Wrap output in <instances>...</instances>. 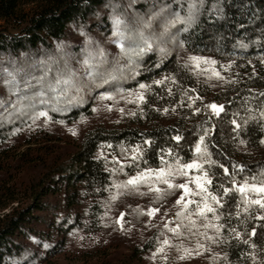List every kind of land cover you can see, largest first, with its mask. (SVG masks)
Returning <instances> with one entry per match:
<instances>
[{
    "label": "trees",
    "instance_id": "1",
    "mask_svg": "<svg viewBox=\"0 0 264 264\" xmlns=\"http://www.w3.org/2000/svg\"><path fill=\"white\" fill-rule=\"evenodd\" d=\"M107 2L0 0V21L3 23L0 25V67L11 68L14 61L16 67L27 68L52 57L49 61L52 75L57 69L66 72L67 63L82 76L83 69L78 61L82 59L81 50L88 38L95 42L93 47L98 45L106 51L110 62L119 58L120 50L113 52L108 44L112 41V32L108 19L110 9L104 7ZM120 2L127 5L129 0ZM153 2L139 0L134 8L144 13ZM156 2L171 4L173 10L179 8L175 0ZM184 7H187L186 2ZM132 12L133 9H128L129 16ZM162 22L163 17L153 23L156 32L160 31ZM150 34L145 30L146 36ZM172 34L176 36L175 41L166 37L158 45L166 48L169 54L162 57L158 51L147 52L134 79L126 67L128 79L102 87L85 81L83 103L66 111L49 112L50 121L72 124L94 115L102 92L116 93L119 88V94L115 95L119 96L134 91L141 83L150 86L141 111L125 116L124 122L118 125L97 122L72 150L50 143L31 147V139L24 144L28 148H19L22 144L17 143L24 131L36 127L44 117L33 123L27 116L13 113L12 102L16 96L9 94L0 77V100L4 101L0 106V264H46L52 258L77 260L90 254V248L76 250L74 241L81 235L86 238L102 229L105 205L118 191L112 187L113 182L127 180L146 168L164 167L161 157L174 162L178 156L182 162H190L197 155L195 145L205 134V129L208 134L204 144L211 153L210 159L216 161L211 167L208 163L203 165L213 174L210 191L216 192L221 183L232 187L233 165L244 168L243 172L236 169L238 183L264 168V143H261L264 119L260 117V111L264 109V96L260 95L264 93V0H204L197 23L187 32L177 34L173 29ZM180 41L185 42L183 46ZM241 42L247 47H240ZM57 45H62V49L58 50ZM187 53L215 56L219 61L231 63L232 71L221 72L217 77L190 62L185 68ZM120 63L126 62L121 59ZM39 74L37 67L34 75ZM167 76L173 79L165 80L161 85L153 83ZM213 103L224 106L220 116L206 107ZM9 113H13L10 122ZM233 119L240 125L235 131ZM177 135L181 137L180 141L173 139ZM43 136L53 135L48 132ZM145 140L150 143L145 144ZM241 140L244 143H240ZM137 145L143 155L133 161L132 149ZM167 150H171V154ZM220 165L229 169L227 178ZM121 167L123 171H120ZM177 178L174 180L178 181ZM256 182L259 183V179ZM164 185L166 194L177 193L176 189L168 191ZM146 187L141 185L139 192L143 193L141 190ZM123 191L120 190V198L124 200L121 204L124 205L127 198L133 199L137 204H133L132 210L139 209L141 195ZM219 195L223 204L222 208L218 207L221 219L213 223L224 225L220 230L222 235L218 237L221 242L212 243L204 238L200 240L198 235H190L186 221L184 233L178 244L173 243L167 264H264V219H258L264 211L258 206L245 211L238 193L224 196L220 190ZM238 201L239 209L236 207ZM194 210L195 205H190L188 211ZM208 217L211 220L212 214ZM192 219L197 221V226L201 225L200 217L194 215ZM172 221H178V217L174 216ZM232 228L240 233L238 239L230 231ZM253 228L256 229L255 236L250 235ZM201 229L203 227H199V231ZM207 235L216 233L213 230ZM162 237L163 232L159 229L133 245L126 257L117 258L118 264H139L143 256L147 257L157 249ZM196 241L205 245L203 252L215 251L211 256L217 257V261L205 258L203 263L195 253L180 259L175 247L179 245L181 250L182 246ZM252 244L256 247L252 248ZM94 247L102 248L97 243Z\"/></svg>",
    "mask_w": 264,
    "mask_h": 264
},
{
    "label": "snow or ice",
    "instance_id": "2",
    "mask_svg": "<svg viewBox=\"0 0 264 264\" xmlns=\"http://www.w3.org/2000/svg\"><path fill=\"white\" fill-rule=\"evenodd\" d=\"M179 4V8L176 10L172 9L171 4L168 3H157L156 0L152 3L151 7L148 8L144 13H140L134 8L135 5L139 4V0H129L128 4H122L120 0H108L104 5L105 8L110 9L108 12V19L111 22L112 42L116 43L120 50L119 58H114L111 62L108 60L106 51L98 45L93 47L95 44L90 38L86 40L85 47L81 50L82 59L78 61L83 74L78 75L76 70H73L65 64L67 71L57 69L55 74L52 75V66L49 61L53 58L49 57L48 60H40L36 64L25 67H16L15 62H12V67H0V77L3 78V83L6 86L10 95L16 96V100L12 102L13 113L20 117L27 116L33 121V123L40 117H45V122L51 119L49 112H60L66 111L69 107L79 105L83 103V88L85 81L88 83H95L97 87L103 85H110L120 79H128L125 75V68L131 72V78H135L138 75L141 68L143 56L150 51H158L162 57H166L169 53L166 48L159 47L158 45L166 38L171 37L175 41L176 36L172 34V30L175 29L176 33L187 32L193 25H195L199 19L201 8L203 7L204 0H175ZM187 7H184V4ZM128 9H133L131 16L128 14ZM163 17V22L160 24V31L156 32L153 29V23ZM139 23V27L134 26ZM181 25V27H177ZM145 30L151 32L150 35H145ZM86 35L85 33H81ZM185 42L180 41L181 46ZM242 48H246L247 45L242 42L239 45ZM57 49L61 50L62 45H57ZM123 59L126 63L121 64L120 60ZM55 62V61H53ZM189 62L192 63L196 68L199 67L201 62L206 64H215L214 60H210L204 57L190 56L188 61L185 62L184 67H189ZM159 66L158 64L156 65ZM37 67L40 70L39 75H34ZM213 74L219 77V73L213 70ZM171 76L162 78L161 80H154L153 83L161 85L165 80H172ZM99 81V83H96ZM34 82V83H33ZM173 82H175L173 80ZM22 85V87H21ZM141 91L135 92V100L143 102L144 92L150 88L149 85L139 84ZM36 88V91H32ZM120 89H117L116 93L113 92H102L100 93V99H114L116 94H119ZM28 93H31L30 95ZM129 96H133V92H128ZM260 95L264 96V93ZM123 98V97H122ZM191 100L192 97H189ZM129 102H132L131 100ZM4 105V101L0 100V106ZM206 107L210 108L214 115L220 116L221 112L224 111L223 105L209 104ZM95 111V109H94ZM123 111V110H121ZM167 111V109H165ZM199 112V109H196ZM13 113H9L8 119L11 121ZM31 113V115H29ZM235 115V113H234ZM261 119H264V109L260 111ZM252 119V117H250ZM62 122V121H60ZM235 125V129H239L240 125L235 119L231 121ZM248 121H245L247 124ZM264 129V124L261 125ZM204 135L200 136L199 141L195 145L194 152L197 154L190 162L184 163L177 156L174 162H168L161 157V163L164 167L159 169L146 168L141 171H137L135 175L129 176L127 180L119 183L113 182L112 187L118 191L114 194L111 199H116L117 195L121 194L120 190L137 192L140 195L139 189L141 185L148 187L149 191H155L157 199L162 198L164 190L156 187V184L163 183L167 185V190L171 191L176 188L183 189L184 195L176 201L178 205H181V211L176 213L177 217L186 216L190 235L203 236L204 240L219 243L221 242L218 237L221 236V228L224 227L222 224L213 223L221 219V215L218 214V207L222 208V198L219 195V191L222 190L224 196H228L230 193H238L241 201L244 204V210L252 206H258L260 210L264 211V168L258 173H254L250 176H246L239 183L235 177L238 174L236 169L240 172L244 171V168L239 165H233V171L230 178L231 188L225 187L223 183L217 186V191H210L212 186V173L206 170L203 165L208 163L211 167L216 161L210 159L211 153L208 151V146L204 144L205 136L208 134V129L204 130ZM75 134V133H73ZM174 140L180 141L179 135L173 137ZM145 144L150 143L145 140ZM240 143H244L243 140ZM264 143V139L261 140ZM111 147V145H109ZM123 151V149H122ZM171 154V150H167ZM139 154V156H138ZM142 150L137 145L132 149L133 161L138 158H142ZM115 157L113 161L115 162ZM223 168L225 177H228L229 169L220 165ZM189 170H194L197 174L189 176ZM123 171V167L120 168ZM115 172V169H113ZM186 177L185 183L175 184L173 180L175 177ZM259 179V183L256 181ZM251 181V182H250ZM189 183L195 184V191L189 187ZM252 193L254 196H250ZM185 196L189 197L185 200ZM193 196H199V200L192 199ZM189 205H195L194 212L188 211ZM237 209L240 207V202H237ZM156 209H152L149 215H152ZM212 214L211 220L208 214ZM197 216L205 221L202 225L197 226V221L192 219L193 216ZM239 215V212H237ZM123 213L121 214V217ZM258 219H264V215L259 216ZM120 222L119 220L117 221ZM165 227H168L166 224ZM199 227H203L205 232H199ZM179 228V226H178ZM178 228H172L175 235H182L178 231ZM213 229L216 235H207V230ZM235 234L236 238L240 237V233L236 229H230ZM256 229L253 228L250 235L255 236ZM164 245H169L170 241L165 239L162 242ZM247 244L248 241H245ZM47 247V245H46ZM205 245L197 241L196 248H204ZM252 248L256 245L252 244ZM162 248H157L156 252H161ZM187 256L192 254V250L184 249ZM156 253H153L155 256ZM196 254H199L197 251ZM180 259L187 258L185 255L179 257Z\"/></svg>",
    "mask_w": 264,
    "mask_h": 264
},
{
    "label": "rangeland",
    "instance_id": "3",
    "mask_svg": "<svg viewBox=\"0 0 264 264\" xmlns=\"http://www.w3.org/2000/svg\"><path fill=\"white\" fill-rule=\"evenodd\" d=\"M0 25L3 23L0 21ZM109 44V48L113 52H118L119 47L116 43L112 41ZM190 56L204 57L210 60H214L215 64H206L201 62L199 68L204 70H213L217 73L221 72H230L231 63H225L219 61L215 56H210L207 54H186L185 59H188ZM1 89V85H0ZM141 91L139 87L133 92V96H129L128 93H123L119 96H115L114 99H99L96 103L95 113L91 118L81 119L75 121L72 124L66 123H54L50 120L45 122V117L40 119V121L32 127L31 129L24 131L20 136V141L17 145L22 144L19 148H28L24 144L31 139V147H43L44 144L50 143L53 146H67L68 149H74L78 144H80L82 138L81 136L90 130L94 125L99 124V121L103 122L105 125L113 126L118 125L124 122V117L129 116L130 114L137 113L141 111L142 102L135 100V92ZM148 89L143 90L144 100ZM123 97V98H122ZM132 102H129V101ZM143 100V101H144ZM205 100V99H204ZM123 110V111H121ZM40 133V134H37ZM50 132L52 137L46 138L43 134ZM75 133V134H73ZM49 135V134H48ZM41 145V146H40ZM22 149V150H24ZM197 174L194 170H189V176ZM178 181L173 180L175 184L185 183L186 177L180 176ZM166 186V185H164ZM156 187L164 190L162 198L157 199V194L155 191H149L146 189L141 190L144 194L141 195V200L139 202L140 208L132 210L133 204H137L133 199H126L124 205L121 202H124L120 196L117 195L116 199H111V197L116 194L113 193L108 199V203L105 205L106 218L103 220V227L100 232L94 233V235H87L86 238H83V235L79 236L74 243H76V250L80 247L90 248L88 255L81 256V258L74 260L69 257L63 258H52L46 264H118L117 258L121 259L126 257L131 249L136 243H141L142 240L149 238L151 235H154V232L161 230L163 232V237L159 240V245L157 248H162L161 252H156L154 250L147 257L143 256L139 264H167L168 258L171 255L173 248V243L179 241V237L176 238L173 236L174 233L170 231L172 228H178V231L182 234L184 233V223L187 220L186 216L178 217V221L173 222L172 218H176V213L181 211V205H178L176 201L180 199L183 193V189L176 188L177 193L171 192V194H166V190L163 187V183L156 184ZM189 187L195 191V184L189 183ZM211 188V187H210ZM210 190V189H209ZM123 191V190H122ZM179 191V192H178ZM124 192V191H123ZM132 191H127V193ZM169 195V197L167 196ZM250 195H254L250 193ZM127 196V194H125ZM173 196L172 198H170ZM189 197L185 196V200ZM192 199L199 200V196H193ZM190 206V205H189ZM152 209H156L152 215H149V212ZM123 216L121 217V214ZM129 214V216L126 215ZM120 221L119 223L117 221ZM201 225L205 222L203 219L198 220ZM168 227H165V225ZM213 231V229L207 230V234ZM199 232H205V229H201ZM200 240L203 239V236H199ZM168 239L170 241L169 245H164L162 242ZM200 242V241H199ZM100 244L101 249H97L94 245ZM176 244V243H175ZM197 241L195 244L188 243L186 246H182L179 250V245L175 247L176 254L180 257L187 254L184 252V249L192 250V253L199 252L198 257L204 263V259L217 261V257L211 256L215 251L205 253L203 248H196ZM153 253H156L155 256ZM86 254V253H85ZM193 255V254H191Z\"/></svg>",
    "mask_w": 264,
    "mask_h": 264
}]
</instances>
